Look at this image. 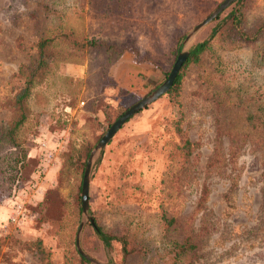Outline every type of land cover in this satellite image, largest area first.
<instances>
[{"label": "rangeland", "instance_id": "1", "mask_svg": "<svg viewBox=\"0 0 264 264\" xmlns=\"http://www.w3.org/2000/svg\"><path fill=\"white\" fill-rule=\"evenodd\" d=\"M221 1L0 0V127L12 116L3 103L18 70L52 21L62 19L84 43L53 64L28 100L29 117L20 131L28 165L22 187L0 205V264L71 263L84 219L75 205L83 174L61 176L67 154L94 144L160 85L179 51L205 39L234 5L183 43ZM247 16L250 24L264 17V0H247ZM90 39L122 47L133 60L137 55L154 69L152 84L118 88L107 75L105 44L90 47ZM253 50L217 37L185 68L178 103L163 95L121 126L100 160V152L94 158L92 219L98 216L106 229L133 219L155 225L160 212L173 217L174 240L195 245L178 264H264V67ZM142 71L147 81L150 75ZM99 100L108 103L110 118ZM80 242L88 255L116 264L119 244L105 252L89 220Z\"/></svg>", "mask_w": 264, "mask_h": 264}, {"label": "trees", "instance_id": "2", "mask_svg": "<svg viewBox=\"0 0 264 264\" xmlns=\"http://www.w3.org/2000/svg\"><path fill=\"white\" fill-rule=\"evenodd\" d=\"M232 4H234L232 9L210 29L208 36L190 48L173 84L163 94L169 100L179 102L177 98L185 68L191 63H196L200 54L207 50L209 44L219 36L226 41H243L250 44L254 48L255 61L259 66L264 67V17H259L250 24L247 16V0H236ZM62 12L60 11L59 14ZM61 20H53V27L46 29L39 37L33 57L19 68L18 81L3 103L11 110L12 116L0 127V205L4 198L10 197L20 189L25 180L24 171L28 165V150L20 137V131L29 117L27 104L34 88L48 77L55 62L68 60L69 51L80 50L84 45L75 31L68 28ZM214 20H217V17ZM104 44L95 39H90L88 42V45L94 48H100ZM103 48L106 54V69L109 67L107 75H109L110 67L122 57L124 49L107 43ZM134 60L137 64L142 63L137 55ZM101 75L103 76V73ZM157 86L158 84L154 88ZM99 105L100 111L110 118L108 103L100 102ZM260 110L264 114V102H261ZM117 117L114 116L112 120L114 121ZM112 120L109 119V121ZM111 124L112 122L109 126ZM102 135L103 132L92 145H80L71 150L66 156L61 176L70 172L82 175L90 150ZM110 142L111 139L106 145ZM102 153L103 149L100 151L98 161ZM81 183L80 178L75 191V205L79 212L81 211ZM157 217L155 225H152V222L135 224L133 219L134 222L128 225H114L106 229L98 216L94 215L90 225L94 237L105 252L113 251L114 243L119 244V257L116 264H178L181 257L191 251L195 245L189 239L174 240L173 217L168 218L160 212ZM72 254L69 264H90L76 248H73Z\"/></svg>", "mask_w": 264, "mask_h": 264}, {"label": "water", "instance_id": "3", "mask_svg": "<svg viewBox=\"0 0 264 264\" xmlns=\"http://www.w3.org/2000/svg\"><path fill=\"white\" fill-rule=\"evenodd\" d=\"M236 0H222L219 5L213 9L203 20H201L199 23H197L186 35L183 40V43H186L188 39L197 32L200 28L207 25L209 22H211L215 17H217L223 10H225L229 5H231ZM189 54V49H182L179 51L175 62L173 63V66L167 75L166 79L158 85L155 89L150 91L148 94H146L144 97L133 103L131 106H129L109 127L108 129L103 133L101 138L96 142L92 150L90 151L87 162L85 165L83 177H82V183H81V208H82V214L84 216V219L80 221V224L77 229L76 233V239H75V245L77 251L85 257L91 264H104L101 261L93 258L92 256L88 255L82 248L81 242H80V236L84 227V224L89 220L90 222H93V219L91 215L89 214V202H88V192H89V181H90V173L91 168L94 162L95 156L106 146V144L109 142V140L114 136V134L121 128V126L129 119L132 115L140 111L142 108L147 106L148 104L152 103L156 99H158L160 96L165 94L168 89L173 84V81L182 67L184 61L186 60L187 56Z\"/></svg>", "mask_w": 264, "mask_h": 264}, {"label": "crops", "instance_id": "4", "mask_svg": "<svg viewBox=\"0 0 264 264\" xmlns=\"http://www.w3.org/2000/svg\"><path fill=\"white\" fill-rule=\"evenodd\" d=\"M137 67H140L138 69ZM143 68V69H142ZM144 71H142V70ZM148 72L150 75L148 80H144L140 77V73ZM110 75L114 78V81L118 88H139L144 83L145 85L152 84L151 76L156 75L154 69L147 64H137L134 62L131 56L124 54L110 67ZM153 74V75H152Z\"/></svg>", "mask_w": 264, "mask_h": 264}, {"label": "built area", "instance_id": "5", "mask_svg": "<svg viewBox=\"0 0 264 264\" xmlns=\"http://www.w3.org/2000/svg\"><path fill=\"white\" fill-rule=\"evenodd\" d=\"M16 219H17V216L12 215V221H17Z\"/></svg>", "mask_w": 264, "mask_h": 264}]
</instances>
